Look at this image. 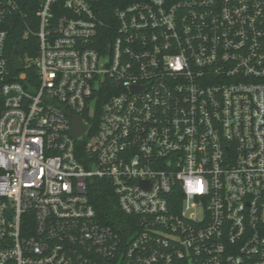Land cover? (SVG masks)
<instances>
[{
	"label": "built area",
	"instance_id": "obj_1",
	"mask_svg": "<svg viewBox=\"0 0 264 264\" xmlns=\"http://www.w3.org/2000/svg\"><path fill=\"white\" fill-rule=\"evenodd\" d=\"M36 1L0 0V264H264V0Z\"/></svg>",
	"mask_w": 264,
	"mask_h": 264
},
{
	"label": "trees",
	"instance_id": "obj_2",
	"mask_svg": "<svg viewBox=\"0 0 264 264\" xmlns=\"http://www.w3.org/2000/svg\"><path fill=\"white\" fill-rule=\"evenodd\" d=\"M21 7L25 5L28 0H18ZM32 2L36 0H31ZM34 7L31 9L32 13L34 12ZM32 44L30 40H24L22 38V32L20 30H14L9 40V50L8 54L12 55L15 50L18 51L21 59L23 60L26 56H33L36 54V41L34 48L28 50L27 45ZM13 72L15 69L13 68ZM90 200L94 206L97 217L101 220L102 223L111 226L113 229H120L121 226L125 225L130 221V219L125 216L119 209L118 199H116L113 187L111 183L102 180H97L95 185L90 190Z\"/></svg>",
	"mask_w": 264,
	"mask_h": 264
},
{
	"label": "water",
	"instance_id": "obj_3",
	"mask_svg": "<svg viewBox=\"0 0 264 264\" xmlns=\"http://www.w3.org/2000/svg\"><path fill=\"white\" fill-rule=\"evenodd\" d=\"M12 59L14 61V64H16V70L18 72H21L20 78L24 80L25 79V74L23 73L24 72V65L21 63V61L19 59V53L17 50H15L13 52ZM74 122H75L74 135L76 138H78V137L83 135L86 127L84 126V124H82L81 119H75Z\"/></svg>",
	"mask_w": 264,
	"mask_h": 264
}]
</instances>
